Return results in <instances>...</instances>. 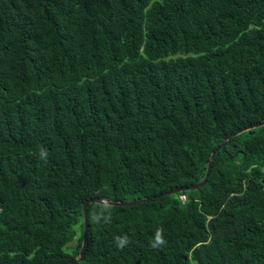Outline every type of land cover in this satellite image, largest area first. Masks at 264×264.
<instances>
[{"label":"trees","instance_id":"1","mask_svg":"<svg viewBox=\"0 0 264 264\" xmlns=\"http://www.w3.org/2000/svg\"><path fill=\"white\" fill-rule=\"evenodd\" d=\"M263 119L264 0H0V264H68L100 197L154 198L75 264H264Z\"/></svg>","mask_w":264,"mask_h":264},{"label":"water","instance_id":"2","mask_svg":"<svg viewBox=\"0 0 264 264\" xmlns=\"http://www.w3.org/2000/svg\"><path fill=\"white\" fill-rule=\"evenodd\" d=\"M264 125V119L262 121H260L257 124H254L252 126H248L246 128H242L240 130H237L234 134L230 135L231 137L236 136L238 134H241L243 132H246L248 130L251 129H255V128H259L261 126ZM229 137L224 138L220 144L216 147L215 151H212L209 154L208 157V161L206 164V169H205V173L204 176L202 178L201 181L194 183L188 187H177V188H173V189H168L167 191H165L163 194L164 195H173L176 193H180V192H184V191H190V190H196L197 188L202 187L205 184V181L208 177L210 168H211V164L213 162L214 159V155L216 153V151H218L223 145L224 143L228 140ZM160 195H157V197H159ZM154 197H149V198H144V199H140V200H135V201H128V202H120V201H109L106 198L100 197V198H93V199H88L86 201H84L81 205V214H82V239H81V243H80V247L77 253V256L70 260L68 262V264H75L76 262H82L84 259V251L86 248V244H87V224H86V211H87V205L94 203L96 205H100V206H107V207H122V206H133L136 203H141V202H145V201H149L150 199H153Z\"/></svg>","mask_w":264,"mask_h":264},{"label":"clouds","instance_id":"3","mask_svg":"<svg viewBox=\"0 0 264 264\" xmlns=\"http://www.w3.org/2000/svg\"><path fill=\"white\" fill-rule=\"evenodd\" d=\"M47 153L46 152H42L41 153V157L42 158H46ZM103 216V213L98 214L95 219L97 220V222H99V220L101 219V217ZM110 220V218H108ZM163 230L162 229H157L156 234H155V238L154 241L152 242V247L153 248H159L162 247L166 241L163 238L162 235ZM117 241V246L120 248H123L124 246H126L127 242H128V237L125 235L123 237H116L115 238Z\"/></svg>","mask_w":264,"mask_h":264},{"label":"built area","instance_id":"4","mask_svg":"<svg viewBox=\"0 0 264 264\" xmlns=\"http://www.w3.org/2000/svg\"><path fill=\"white\" fill-rule=\"evenodd\" d=\"M179 199H180L181 201H184V197H183V196H180Z\"/></svg>","mask_w":264,"mask_h":264},{"label":"rangeland","instance_id":"5","mask_svg":"<svg viewBox=\"0 0 264 264\" xmlns=\"http://www.w3.org/2000/svg\"><path fill=\"white\" fill-rule=\"evenodd\" d=\"M69 246H70V248H71V247L73 246V243H70Z\"/></svg>","mask_w":264,"mask_h":264}]
</instances>
